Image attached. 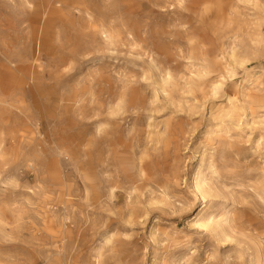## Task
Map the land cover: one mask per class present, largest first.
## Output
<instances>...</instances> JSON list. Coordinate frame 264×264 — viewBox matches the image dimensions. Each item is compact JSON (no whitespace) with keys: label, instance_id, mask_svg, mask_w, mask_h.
I'll use <instances>...</instances> for the list:
<instances>
[{"label":"rangeland","instance_id":"obj_1","mask_svg":"<svg viewBox=\"0 0 264 264\" xmlns=\"http://www.w3.org/2000/svg\"><path fill=\"white\" fill-rule=\"evenodd\" d=\"M91 1L0 0V264H264V0Z\"/></svg>","mask_w":264,"mask_h":264},{"label":"bare ground","instance_id":"obj_2","mask_svg":"<svg viewBox=\"0 0 264 264\" xmlns=\"http://www.w3.org/2000/svg\"><path fill=\"white\" fill-rule=\"evenodd\" d=\"M41 3L40 6L33 12L29 24L31 26H34V37H37V45L39 44V48L42 45L47 44L49 41H51L52 35L55 28L58 25H66L67 23L75 24L76 23V14L72 13H66L62 7V5L67 7H77L81 14L78 15V17L82 20V22H79V27L82 29H89L90 33H93L96 35L99 31L98 24L100 20L98 19V16L93 14V8L97 7L96 3L92 2L91 0H40ZM56 1H59L60 3H56ZM178 3L184 2L186 4L187 10H189L192 15L191 17L198 19L201 23H203L204 19L208 18V14H210L213 17L221 13V10L213 11L214 4L210 0H177ZM218 8V5H217ZM82 14L90 16V18H85L82 16ZM111 16L108 15V19H110ZM102 21V20H101ZM132 22V21H131ZM41 23V24H40ZM102 23V22H101ZM147 23V21H146ZM40 24V27H39ZM123 24L122 26H124ZM39 27V30L37 28ZM127 26V25H126ZM134 37L137 39H140L142 42L148 44V36L144 35L142 30L137 26V23L134 24ZM144 26V25H143ZM142 26V27H143ZM109 28H114V25L111 24V22L108 25ZM191 29L192 33H196L199 29L197 25L192 26ZM129 28V27H127ZM83 31V30H82ZM167 33H170L167 31L163 26H158L154 29V37L155 39L151 40V44L153 45L154 51L157 53L162 52L164 50V46L159 44L160 39L162 38V35H165ZM107 40V39H106ZM97 41L96 38L89 39L88 43L92 44ZM108 41L105 43L107 44ZM101 47V46H100ZM4 54L5 60L9 61V57L6 53ZM1 58V56H0ZM154 60V58H153ZM207 71L206 67L202 65V67L198 68L194 73L198 78H201L203 76V72ZM11 75V67L9 64L5 61H0V80L4 81L7 76ZM170 73L168 72V75L163 78L164 83H167L170 79ZM195 80L192 78L190 82L192 83ZM215 85V90H216ZM199 89H204L201 87V84L198 85ZM2 90L5 92L4 85L2 86ZM163 90H166L165 88ZM3 92V93H4ZM7 93V91L5 92ZM237 108V107H236ZM236 112L235 107L231 106L228 108V110H225L223 112L224 116H231ZM82 143H79L81 145Z\"/></svg>","mask_w":264,"mask_h":264}]
</instances>
